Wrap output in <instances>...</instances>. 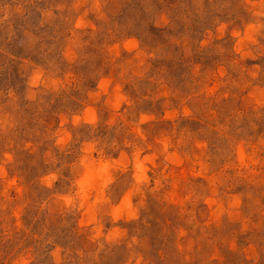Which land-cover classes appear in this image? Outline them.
Instances as JSON below:
<instances>
[{"label":"rangeland","instance_id":"1","mask_svg":"<svg viewBox=\"0 0 264 264\" xmlns=\"http://www.w3.org/2000/svg\"><path fill=\"white\" fill-rule=\"evenodd\" d=\"M0 264H264V0H0Z\"/></svg>","mask_w":264,"mask_h":264}]
</instances>
